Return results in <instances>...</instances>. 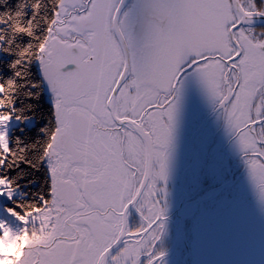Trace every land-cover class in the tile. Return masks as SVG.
<instances>
[{"label": "snow or ice", "instance_id": "1", "mask_svg": "<svg viewBox=\"0 0 264 264\" xmlns=\"http://www.w3.org/2000/svg\"><path fill=\"white\" fill-rule=\"evenodd\" d=\"M0 264H264V0H0Z\"/></svg>", "mask_w": 264, "mask_h": 264}, {"label": "trees", "instance_id": "2", "mask_svg": "<svg viewBox=\"0 0 264 264\" xmlns=\"http://www.w3.org/2000/svg\"><path fill=\"white\" fill-rule=\"evenodd\" d=\"M258 256H259V253L257 252V258H258Z\"/></svg>", "mask_w": 264, "mask_h": 264}]
</instances>
